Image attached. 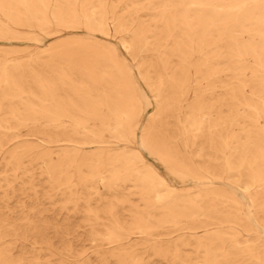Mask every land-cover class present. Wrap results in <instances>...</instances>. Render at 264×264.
I'll use <instances>...</instances> for the list:
<instances>
[{
	"label": "bare ground",
	"instance_id": "1",
	"mask_svg": "<svg viewBox=\"0 0 264 264\" xmlns=\"http://www.w3.org/2000/svg\"><path fill=\"white\" fill-rule=\"evenodd\" d=\"M51 23L83 33L49 49L39 71L11 66L22 58L0 54L3 197L16 193L11 183L18 175L42 162L50 192H66L71 202L76 193L65 169L72 167L88 195L99 194L98 183L116 193L130 186L144 203L129 222L116 215L125 201L117 197L101 210L84 211L90 235L112 245L106 258L117 264H143L123 239H151L166 228L178 233L174 240H150L149 251L160 261L264 264V0H0V41H27V34L45 32ZM110 26L157 108L167 112L174 133L169 141L141 127L140 143L179 178V188L126 146L141 126L140 102L129 67L105 41ZM69 67L85 76L84 85ZM112 139L124 146L114 148ZM204 157L211 165L192 160ZM24 189L35 193L32 183L21 182L18 191ZM230 189L251 210L244 211ZM72 201L76 206L82 198ZM155 204L164 219L149 232L146 217ZM27 229L41 235L35 223L27 222ZM16 238L26 235L0 216V264H23L24 252L13 254Z\"/></svg>",
	"mask_w": 264,
	"mask_h": 264
},
{
	"label": "rangeland",
	"instance_id": "2",
	"mask_svg": "<svg viewBox=\"0 0 264 264\" xmlns=\"http://www.w3.org/2000/svg\"><path fill=\"white\" fill-rule=\"evenodd\" d=\"M81 28L82 26H80ZM82 33V30L76 32L67 31L63 27L51 23L45 32L34 29V32L27 34L29 38L27 41H0V54H7L9 60H14L16 57L22 58L19 62H15L11 66L19 64L26 70L34 69L39 71V66L48 61L47 51L49 49L57 47L59 44H65L66 41L77 39L81 37ZM95 37L104 39L98 34H95ZM105 41L114 46L119 59L125 61L129 67L137 89L136 93L139 97L141 126L133 138L127 136L126 141L128 144L126 146L137 151L144 163L162 177L169 186L179 188L182 186L179 178L174 176L164 165L158 162L140 143L141 127L147 128L160 141L164 143L169 141V138L174 133L172 125L169 126L167 112L157 108L154 98L145 86L136 68V62L124 52L111 26ZM76 63L77 65L80 64L79 62ZM74 69L76 68L69 67L67 72L71 74V77L78 85H84L86 82L85 76ZM38 142L42 146L46 144L41 139ZM111 145L114 148L124 146L116 139H112ZM85 149L89 150V148ZM100 158L103 162L107 161L103 155ZM192 160L196 165H211L206 157L201 159L193 158ZM45 169V163L33 164L26 175H18L16 180L11 183V185L13 184L15 186L16 193L8 194L4 198L0 192L1 218L8 219L17 232H23L26 235V239L16 238L15 242H12L11 245L15 247L13 254L17 256L20 251H23L25 255L22 258L23 264H117L115 260L106 258V256L112 253V245L99 242L100 238L98 236L90 235L91 228L87 224V217L84 211L87 207L101 210L104 207L103 203L105 201H111L117 197L125 201L119 204V206H116V215L121 222H129L130 218L132 219L137 216L135 214L136 211L140 213L144 208V203L139 200V194H135V191L130 186L126 187L121 193H116V191L107 192L98 183L99 194L97 196L92 194L88 195V192L81 188V185L77 181V176L71 167L65 169V176L69 179L70 189L75 190L76 195L69 197L71 202H66L68 199L66 192L63 195L61 192L55 194L50 192L47 179L41 173ZM21 182H24V187L32 183L35 193L29 189H24L22 192H19L18 189ZM184 184L191 185L189 182ZM228 195L238 197L240 206L244 211L251 210L247 206V201H245L244 196L240 193H235V191L230 189ZM74 197L82 198V201L76 206L72 205ZM83 200H90L89 205L83 203ZM151 208L150 214L146 218L149 226L148 231L154 232L160 229L164 214L157 204ZM181 220V218L171 219L174 223ZM27 222L35 223L39 227L41 235L38 238L28 234ZM99 223H107V221L101 220ZM95 230L100 231L102 228L96 226ZM177 234L173 229L166 228L159 230L151 239L148 234H131L126 239H123L122 242L134 244L132 250H135L141 255L143 264H171V262L160 261L152 257L149 251L150 240L172 241L176 238ZM8 239L13 238L9 237ZM34 240L39 244L34 245ZM44 241L49 243V249L41 243ZM184 254L191 255V250L186 249ZM13 261L15 260L13 259Z\"/></svg>",
	"mask_w": 264,
	"mask_h": 264
}]
</instances>
